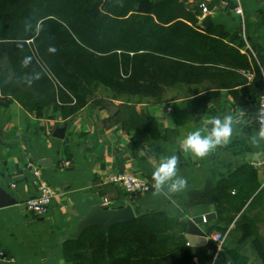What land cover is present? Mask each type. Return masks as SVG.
<instances>
[{"label":"crops","instance_id":"crops-1","mask_svg":"<svg viewBox=\"0 0 264 264\" xmlns=\"http://www.w3.org/2000/svg\"><path fill=\"white\" fill-rule=\"evenodd\" d=\"M179 1L191 10L198 7L199 31L236 48L247 57L248 66L237 55L208 52L217 57L216 63L201 64L203 69L191 73L190 79L174 74L161 84L158 98L117 96L107 89L67 117L53 108L43 116L30 113L0 89V189L16 201L0 208V252L12 259H0V264H69L63 244L78 220L97 204L111 208L132 204L140 213L163 211L186 223L185 236L189 219L215 214L214 220L202 225L206 243L194 240L189 245L186 239L194 264H214L206 261L205 254L211 252L210 243L218 244L214 236L219 234L226 237L218 250L237 264H262L253 236L242 240V218L253 221L264 239V141L256 145L255 121L264 91V0H242L243 17L234 11L233 0L210 2L208 13L200 7L204 0ZM207 16L210 22H204ZM226 114L233 115L234 129L228 145L203 159L179 151V140L197 129L206 133L211 127H205L208 119ZM61 129L63 137H58ZM173 154L179 156V174L188 182L179 194L154 195L153 189L135 197L110 181L122 171L152 179L160 158ZM30 160L41 165L45 181L55 190L43 216L30 213L25 205L38 194L27 166ZM224 183L230 196H241L243 187L254 184L257 190L241 212L218 198L215 204L190 205L193 192ZM259 248L264 250V243Z\"/></svg>","mask_w":264,"mask_h":264},{"label":"trees","instance_id":"trees-1","mask_svg":"<svg viewBox=\"0 0 264 264\" xmlns=\"http://www.w3.org/2000/svg\"><path fill=\"white\" fill-rule=\"evenodd\" d=\"M200 14L179 0H0L1 92L30 113L43 116L53 108L67 117L100 87L117 96L158 98L161 84L174 74L190 79L201 64L216 63L208 52L237 55L247 67V57L236 48L199 31ZM25 57L32 58L26 67ZM242 190L241 196H230L226 183L209 184L192 193L190 205L215 204L218 198L241 212L257 185ZM242 219V240L253 236L264 264L259 248L264 239L253 221ZM185 232V222L146 211L109 232L102 226L86 229L65 241L63 254L69 264H194ZM209 248L206 261L237 264L218 244Z\"/></svg>","mask_w":264,"mask_h":264},{"label":"clouds","instance_id":"clouds-1","mask_svg":"<svg viewBox=\"0 0 264 264\" xmlns=\"http://www.w3.org/2000/svg\"><path fill=\"white\" fill-rule=\"evenodd\" d=\"M22 46V45H21ZM49 52H55V48H49ZM31 57H25L23 65L26 67L31 62ZM38 78V74L37 77ZM260 127L258 129V140L264 141V114H258ZM210 125L209 130L204 133L200 129L191 131L178 141L179 151L189 153L194 158L203 159L217 148L226 146L233 137V115L226 114L222 117H213L206 121L205 127ZM179 156H162L152 172V188L154 195L164 194L166 196L179 194L186 190L187 179L179 174ZM254 162H256L254 160Z\"/></svg>","mask_w":264,"mask_h":264},{"label":"built area","instance_id":"built-area-1","mask_svg":"<svg viewBox=\"0 0 264 264\" xmlns=\"http://www.w3.org/2000/svg\"><path fill=\"white\" fill-rule=\"evenodd\" d=\"M212 1L214 0H204L200 4V7L204 13L209 12V3ZM233 3H234V11L238 15L243 17L244 10L242 6V0H233ZM258 114H264V91L262 92L259 98L256 117ZM256 117H255V121L259 128L260 124L256 119ZM66 164L69 163L66 162ZM27 166L30 169L35 179V184L38 186V194L33 197H30L26 201L25 203L26 208L30 213H33L37 216L46 215L47 212L49 211L52 197L55 195V190L45 181L42 174L41 165L37 161L30 160ZM110 181L115 185L119 186L124 192L135 197L149 193L150 191L153 190L152 179L124 171L112 175ZM105 202H108V200L106 199ZM225 237L226 235L219 234L214 236V239L216 242H218L219 245H222L223 241L225 240ZM0 259H2L3 261H12V259L7 257V255L4 254L3 252H0Z\"/></svg>","mask_w":264,"mask_h":264},{"label":"water","instance_id":"water-1","mask_svg":"<svg viewBox=\"0 0 264 264\" xmlns=\"http://www.w3.org/2000/svg\"><path fill=\"white\" fill-rule=\"evenodd\" d=\"M211 18L209 16L204 18V22H210ZM112 108L111 110H113ZM56 135L58 137H63V129L59 130ZM16 201L11 197V195L0 189V208L10 206L15 204ZM139 209L137 206L128 204L126 206L119 207H108L106 205L97 204L94 205L89 212L82 216L76 226L75 230L66 238H79L81 234L88 228L94 226H102L105 228L106 232H109L111 228L115 225L129 222L137 217L139 214ZM215 219V214H205L201 216H194L188 220V233L185 238L188 240L189 245L193 244L196 240L199 244L207 242V234L202 228L205 221L209 222Z\"/></svg>","mask_w":264,"mask_h":264},{"label":"rangeland","instance_id":"rangeland-1","mask_svg":"<svg viewBox=\"0 0 264 264\" xmlns=\"http://www.w3.org/2000/svg\"><path fill=\"white\" fill-rule=\"evenodd\" d=\"M104 90H107L106 88H102V87H100L98 90H97V92H99L100 91V93H106Z\"/></svg>","mask_w":264,"mask_h":264}]
</instances>
